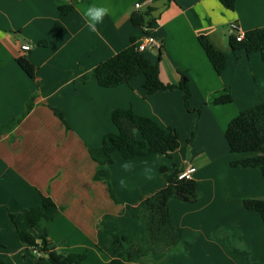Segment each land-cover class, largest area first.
<instances>
[{
  "label": "crops",
  "instance_id": "crops-1",
  "mask_svg": "<svg viewBox=\"0 0 264 264\" xmlns=\"http://www.w3.org/2000/svg\"><path fill=\"white\" fill-rule=\"evenodd\" d=\"M69 5L73 10L66 14L62 7ZM91 5L109 9L95 33L83 16ZM134 13L145 14L144 26L133 23ZM233 23L243 32L264 27V0H235L234 9L220 0H0V126L34 102L12 131L0 133V260L50 263L17 238L14 215L37 239L45 227L51 249L85 253L81 264H110L117 256L112 233L129 242L147 238L146 220L133 217L129 206L163 188L176 168L194 165L200 199L169 200L176 247L135 264H264V221L243 203L264 197V174L259 167L233 166L232 160L254 154L231 152L225 136L234 117L264 101V59L260 52L232 50ZM147 34L161 44L145 51L152 62L160 57L161 80L177 84L181 73L189 76L190 108L179 88L146 94L143 76L116 87H103L93 77L100 62ZM199 35L226 53L223 73L214 69ZM25 44L31 48L23 50ZM20 57L35 66L34 77ZM225 90L233 100L214 104ZM116 108H132L175 129L180 147L171 156L130 159L116 151L110 178L95 180L98 163L90 150L102 146L106 133L117 132ZM43 195L63 211L31 227L26 212Z\"/></svg>",
  "mask_w": 264,
  "mask_h": 264
},
{
  "label": "trees",
  "instance_id": "trees-1",
  "mask_svg": "<svg viewBox=\"0 0 264 264\" xmlns=\"http://www.w3.org/2000/svg\"><path fill=\"white\" fill-rule=\"evenodd\" d=\"M220 1L227 9L235 7V0ZM62 10L67 14L73 10V6L62 7ZM144 15L134 13L131 17L133 23L144 26ZM199 41L216 72L223 73L227 66L226 53L216 48L205 35H199ZM229 43L234 51L245 50L248 55L260 52L264 59V27L246 31L242 40H237L236 35L231 34ZM159 61L160 57L156 62H152L145 51H139L133 37L129 46L100 62L93 71V77L103 87H116L143 76L146 94L179 88L183 91L186 107L190 108L192 90L189 76L183 72L177 84L165 83L160 77ZM18 62L29 76H35V66L27 58L20 57ZM232 100L231 92L225 90L224 93L216 95L212 102L227 104ZM33 106L34 102L31 99L21 115L0 126V133L12 131ZM53 110L63 119L59 109L53 107ZM112 121L117 127V132L106 133L102 146L90 150L93 159L98 163L94 174L95 180L110 178V166L114 162L113 153L116 151L120 152L124 158L130 159L155 153L171 156L180 147L178 131L164 128L153 118L138 114L132 108L114 109ZM225 136L231 152L254 154L245 159L232 160L233 166L259 167L264 174V101L241 111L234 117L227 126ZM161 169L168 171L169 167L162 166ZM180 172L181 170L176 168L169 173L167 184L163 188L137 205L129 206L133 217L146 220L147 238L143 241L137 235L129 242L128 236L112 233V249L117 256L111 260L110 264L148 263L151 261V254L164 253L176 247L178 233L171 216L169 200L175 197L187 202H197L201 197L197 182L194 179L180 178ZM113 197L118 201L114 194ZM243 203L247 209L259 212L264 221V197H246ZM62 211L63 207L57 205L51 196L43 195L42 203L27 210L26 217L31 227H34L42 219H55ZM11 217L15 223L14 232L17 238L40 252L41 261L47 257L51 264H81L85 260V253H64L51 249L45 227L42 235L37 239L28 230L19 227L14 215ZM0 264L6 263L0 260Z\"/></svg>",
  "mask_w": 264,
  "mask_h": 264
},
{
  "label": "built area",
  "instance_id": "built-area-1",
  "mask_svg": "<svg viewBox=\"0 0 264 264\" xmlns=\"http://www.w3.org/2000/svg\"><path fill=\"white\" fill-rule=\"evenodd\" d=\"M141 4L137 3L136 6L139 7ZM232 31L233 34L236 35L237 40H242L245 36V32H243L239 25L237 23L232 24ZM161 47V44L159 41L150 34H147L144 36L143 39H141L139 42H137V49L139 51H146L148 49H158ZM31 48L30 45L25 44L22 46L23 50H29ZM196 171V166L194 165H189L187 166L184 170H182L179 174L180 178H185V179H193V174Z\"/></svg>",
  "mask_w": 264,
  "mask_h": 264
},
{
  "label": "clouds",
  "instance_id": "clouds-1",
  "mask_svg": "<svg viewBox=\"0 0 264 264\" xmlns=\"http://www.w3.org/2000/svg\"><path fill=\"white\" fill-rule=\"evenodd\" d=\"M108 14L109 9L107 7L97 5L88 6L83 12V16L86 19L87 28L93 33L97 32V25L102 23L104 17ZM125 167L127 168L128 165H125Z\"/></svg>",
  "mask_w": 264,
  "mask_h": 264
},
{
  "label": "rangeland",
  "instance_id": "rangeland-1",
  "mask_svg": "<svg viewBox=\"0 0 264 264\" xmlns=\"http://www.w3.org/2000/svg\"><path fill=\"white\" fill-rule=\"evenodd\" d=\"M45 259H46L48 262H50L49 259H48L47 257H45ZM49 264H51V263H49Z\"/></svg>",
  "mask_w": 264,
  "mask_h": 264
}]
</instances>
